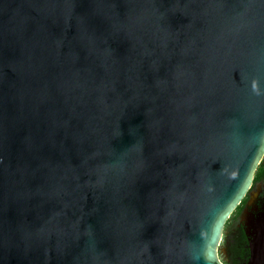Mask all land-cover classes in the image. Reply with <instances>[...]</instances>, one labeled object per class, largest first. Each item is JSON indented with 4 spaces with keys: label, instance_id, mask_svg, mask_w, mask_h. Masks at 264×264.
<instances>
[{
    "label": "water",
    "instance_id": "obj_1",
    "mask_svg": "<svg viewBox=\"0 0 264 264\" xmlns=\"http://www.w3.org/2000/svg\"><path fill=\"white\" fill-rule=\"evenodd\" d=\"M263 158L264 0H0V264H225Z\"/></svg>",
    "mask_w": 264,
    "mask_h": 264
},
{
    "label": "flooded vegetation",
    "instance_id": "obj_2",
    "mask_svg": "<svg viewBox=\"0 0 264 264\" xmlns=\"http://www.w3.org/2000/svg\"><path fill=\"white\" fill-rule=\"evenodd\" d=\"M263 165L264 158L255 173L251 188L232 214L235 219L241 218V215L243 214V220H241L238 225V234H233L226 238V243L229 245V254L232 258H235L239 264H250L252 257L251 244L256 237H258L260 227L262 225L264 227ZM254 191L257 193L256 196H253ZM252 196L254 200L252 199ZM228 222L225 226L224 235L226 229L229 227Z\"/></svg>",
    "mask_w": 264,
    "mask_h": 264
},
{
    "label": "rangeland",
    "instance_id": "obj_3",
    "mask_svg": "<svg viewBox=\"0 0 264 264\" xmlns=\"http://www.w3.org/2000/svg\"><path fill=\"white\" fill-rule=\"evenodd\" d=\"M257 193H255V191L253 192V196H256ZM252 196V199H253ZM251 199V200H252ZM254 200V199H253ZM252 200V201H253ZM243 214L241 215V218L239 219H235L233 216L231 218H229V227L226 229L225 235L223 237V241H222V245L220 248V258L221 260L225 263V264H230L232 261V257L229 254V245L226 243V238L231 236V235H235L238 234L239 231V223L241 222V220H243Z\"/></svg>",
    "mask_w": 264,
    "mask_h": 264
},
{
    "label": "trees",
    "instance_id": "obj_4",
    "mask_svg": "<svg viewBox=\"0 0 264 264\" xmlns=\"http://www.w3.org/2000/svg\"><path fill=\"white\" fill-rule=\"evenodd\" d=\"M264 166V165H263ZM230 264H239V262L235 259V258H232V261Z\"/></svg>",
    "mask_w": 264,
    "mask_h": 264
}]
</instances>
